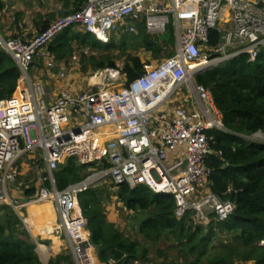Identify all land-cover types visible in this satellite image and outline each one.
I'll use <instances>...</instances> for the list:
<instances>
[{
    "label": "built area",
    "instance_id": "obj_1",
    "mask_svg": "<svg viewBox=\"0 0 264 264\" xmlns=\"http://www.w3.org/2000/svg\"><path fill=\"white\" fill-rule=\"evenodd\" d=\"M169 24L173 54L154 65L144 64L142 73L119 89L113 86L120 71L107 68L108 80H97L93 88L62 90L46 100L41 82L29 75L40 55L60 79L76 67L74 55L67 64L48 53L50 42L67 28L80 26L108 43L111 34H136L140 26L150 35H161ZM213 31L219 40L210 45ZM0 46L21 72L15 92L0 100V205L17 213L29 202H50L58 218L51 231L67 244L76 264H101L78 195L106 180L115 189L123 184L146 186L172 196L177 219L207 206L220 220L234 211L232 201L222 200L209 187L212 137L207 133L225 128L212 94L196 83L194 73L242 54L250 61L257 58L264 49V0H85L80 11L59 17L32 37L0 35ZM90 53L84 47L81 56ZM100 74L97 70L89 82ZM180 89L185 90L184 105L172 100ZM237 136L244 142L260 141ZM36 152L45 166L37 176V193L12 197L8 186L22 174L17 165L29 156L36 159ZM69 157L83 165L94 163L99 170L58 190L54 171ZM195 189L205 191L200 199H192Z\"/></svg>",
    "mask_w": 264,
    "mask_h": 264
},
{
    "label": "trees",
    "instance_id": "obj_2",
    "mask_svg": "<svg viewBox=\"0 0 264 264\" xmlns=\"http://www.w3.org/2000/svg\"><path fill=\"white\" fill-rule=\"evenodd\" d=\"M59 16L64 17L80 11L85 0H57ZM1 4V3H0ZM42 31L49 27L48 20L36 21ZM67 28L57 34L48 46V52L57 60L72 55L73 45L99 48L103 53L97 57L92 53L89 68L116 69L111 54L113 43L101 42L80 26ZM134 37V36H133ZM139 37L145 50L155 59L170 57L174 50V34L169 24L161 35H150L140 26ZM219 37L211 33L210 45ZM163 49L166 52L162 54ZM124 52V51H123ZM85 58V57H84ZM144 63L136 56L124 55L120 73L124 85L130 84L143 71ZM21 72L12 57L0 46V100L12 96ZM197 84L210 91L222 116L225 130H210L207 136L212 153L207 158L211 169V190L222 200L232 201L234 211L225 220L215 214L205 229L194 222L187 213L177 219L175 203L170 195L156 194L146 186L131 188L128 184L118 187L117 199L133 212L152 210L138 232L147 241H157L171 231L174 248L180 260L170 259L164 264H183L190 259L195 262L207 256L213 264H232L235 259L264 264V142H244L238 134L252 135L260 132L264 136V49L254 61L242 54L231 60L220 62L195 76ZM104 165H107L104 163ZM75 157H69L54 171L55 187L64 190L82 181L85 168ZM90 166H95L91 163ZM98 167V166H97ZM101 167V166H99ZM37 181V180H36ZM37 184L11 189L12 197H32L39 188ZM49 186V184H47ZM97 188L90 187L78 195L82 215L90 232V242L96 248L97 258L102 264H133L137 259H146L148 249L144 244L131 239L106 219ZM0 264H43L36 251V243L23 227L16 212L8 205H0ZM26 223L37 230L35 222L28 216ZM226 231L232 238L228 244H219L220 252L209 256V245L216 230ZM66 256L57 254L48 264H63ZM94 264H97L94 262Z\"/></svg>",
    "mask_w": 264,
    "mask_h": 264
},
{
    "label": "rangeland",
    "instance_id": "obj_3",
    "mask_svg": "<svg viewBox=\"0 0 264 264\" xmlns=\"http://www.w3.org/2000/svg\"><path fill=\"white\" fill-rule=\"evenodd\" d=\"M13 4L16 6L14 9L19 8L20 6H24L27 11L33 10L32 8L35 7L38 10V13H31L29 17L26 15L28 18L29 22H32L35 26L36 32L37 33L40 28L38 27L37 20L42 19V17L45 16L46 14H51V17H57L55 19H52L50 23L55 22L56 20L59 19L58 15V9L56 6L55 0H12ZM32 2L33 4H31ZM8 10L9 12L12 13L11 10V1L8 3ZM59 16V17H58ZM36 22V23H35ZM74 29H77L78 27L74 26L71 27ZM139 29L136 34H132L128 31L121 32L119 36L115 35L114 33L111 34V43H115L111 49V54L115 60L116 64V69L120 71V69L123 67V60H124V55L125 54H130L132 56L138 57L144 64L147 65H154L157 63L160 59H155L153 55L145 50L143 46V41L139 37ZM34 33V34H35ZM93 37V35H90ZM116 36L118 37L116 41ZM134 36V37H133ZM86 47L88 50H90V54L94 53L95 57L101 55L103 53L102 50L99 48H91L89 46H82L79 47L78 44L73 45V52L72 55L65 57L62 60H57L56 57L53 55V58L57 62H66L67 64L71 62V57L74 55L78 61H77V70H74L75 73L77 74L76 76L78 77V81H80L81 77L87 78L89 81V78L91 75H94L97 70L101 71L102 74L97 76L95 79L91 80V84L96 82L97 80H108V72L105 71V69H95L92 70L89 68V58H84L82 55V48ZM171 50H174V46L171 47ZM124 51V52H123ZM166 52V49H163L162 54ZM84 55V54H83ZM163 59V58H162ZM35 60H38V62L43 61V57L36 56ZM44 63V61H43ZM55 69H53V72ZM71 73V71H70ZM69 73V74H70ZM75 75V74H74ZM81 76V77H80ZM105 77V79H104ZM45 81V77L42 78ZM124 78L122 77L121 74H119L118 78L114 82V89H119L122 86H124ZM49 85V84H47ZM41 89L48 91L46 84L44 86V83L41 82V85H38ZM93 88V87H91ZM89 88V89H91ZM185 96V90L180 89L179 92L176 93L175 97L172 98L173 101H178L180 103L179 105H184L186 104V98ZM172 100L170 103H172ZM190 105V101H188ZM251 136H254V140H260L261 142H264V136L260 132H256L252 134ZM34 157L36 159H33L32 157H28L27 159L21 160L19 164L17 165V173L22 172V174L19 175V178H17V181L23 182V184L18 185L19 183L16 182L15 184L9 185V191L13 189L14 187L19 188L20 186L23 188L25 186H31L33 183L37 184L36 182V177L37 174L39 173H44L45 172V166L43 162L40 160L41 156L39 153H35ZM99 168L96 166H88V168H85V174L86 176L89 175L93 171H97ZM24 173V174H23ZM29 179H33V181H28ZM210 187V186H209ZM97 188V193L98 195H102L100 198L101 200V206L103 207V212L106 216V219L111 222L116 228L121 230L124 234L128 235L131 239L136 240L140 242L141 244H144L147 249H148V255L146 259H137V261H133V264H164L170 259H175V260H180L178 254H177V249L174 248L173 246L175 245V241L173 240V234L169 230L167 231L161 238L160 240L157 241H147L142 234L138 232L139 226L142 224V221L145 220V218L150 217L152 215V210L145 211V212H133L131 210H128L125 208V205L120 202L117 197V191L118 189H115L111 181L106 180L100 185L96 186ZM211 188V187H210ZM212 191V190H211ZM203 193L205 191H200L198 189H195L191 195L192 199H200L203 196ZM214 193V192H213ZM38 202H43V201H38ZM53 209V208H52ZM54 212V210H53ZM2 212H0L1 214ZM18 217L22 221L23 227L29 232V235L32 237V239L36 243V251L39 255V258L43 264H48V260L57 254H61L66 256L69 260H71L70 263L63 262V264H76L74 262L73 256L71 255L67 244L64 241L59 240L58 246L54 247V245H49L50 243L53 244L55 235L52 231L46 233V234H40L39 232L37 234H34L30 231V228L28 227V224L26 223V218L29 216L27 206L26 207H20L19 210H17ZM55 214V212H54ZM189 216H191L194 219V222L201 225L205 229L208 227V221L211 218V216L214 215V213L211 211L210 207H205L203 210L199 213L196 212H189ZM206 217V219H205ZM58 223V218L57 215L55 214V222L54 224ZM53 224V225H54ZM52 225V226H53ZM52 230V228H51ZM215 237L212 239L210 245H209V256H211L214 253L220 252L219 249V244H228L231 242L232 238L226 231L224 230H216L215 231ZM56 238V237H55ZM40 243V244H39ZM39 245H43L45 248V252H42V249L40 248ZM94 248V253L96 254V248ZM97 257V256H96ZM97 259V258H96ZM183 264H213L207 256L202 257L200 261L195 262L193 259H190L187 263ZM232 264H256L255 261H240L235 259Z\"/></svg>",
    "mask_w": 264,
    "mask_h": 264
},
{
    "label": "crops",
    "instance_id": "obj_4",
    "mask_svg": "<svg viewBox=\"0 0 264 264\" xmlns=\"http://www.w3.org/2000/svg\"><path fill=\"white\" fill-rule=\"evenodd\" d=\"M9 1H11V4H12L10 9L14 10L12 11V13L9 12L10 10H8L9 9L8 4H6ZM17 1H20V0H17ZM55 2H56L57 9H58L57 11L59 12L60 3H58L57 0H55ZM0 3H1L0 4V35L3 38H11L16 35H19L20 37L24 39L32 37L34 33L36 32V29H35L34 24L32 22H29L26 15L29 17L31 13L33 14L38 13V10L35 7H33L32 8L33 10L27 11L24 6L23 7L20 6L19 8L14 9L16 6L13 4L12 0H0ZM30 3L33 4L32 2ZM55 18L57 17H54V16L51 17V14L48 13L46 14V18L44 16L40 20L41 21L48 20L50 23L52 19H55ZM40 25L41 24L39 23L38 27H40ZM49 54L53 56V54L51 53ZM43 61H44V58H43ZM43 61L38 62V60H35L32 67L30 68L29 75L33 81H36L39 83L43 82L44 86L46 84V87L48 89V91H46V88H45L46 100L54 98L62 90H70L72 92H75L80 89H89L92 87L91 81L89 82L87 78L85 77L80 76L81 79L80 81H78V77L76 76L77 74L74 71V70H77L76 67H72L70 69L71 73L69 71L70 74L68 73L65 78L60 79L57 74V70H55L54 72L53 70H48L45 66V61L44 63ZM43 77H45V81L42 79ZM38 175L39 174H37V176ZM36 180H37V177H36ZM21 184L23 183L20 182L18 185H21ZM34 234H37V233H34ZM53 241H54L52 242L53 244L50 243L49 245H54L55 247H57L59 243V239H54ZM39 246L41 248L43 245H39ZM42 250H43L42 252H45L44 249ZM95 255L97 256V253ZM97 261L98 263H100L98 258H97Z\"/></svg>",
    "mask_w": 264,
    "mask_h": 264
},
{
    "label": "bare ground",
    "instance_id": "obj_5",
    "mask_svg": "<svg viewBox=\"0 0 264 264\" xmlns=\"http://www.w3.org/2000/svg\"><path fill=\"white\" fill-rule=\"evenodd\" d=\"M28 213L30 218L35 222V225L37 226V230H32L30 228V231L32 233H40V234H46L51 231L52 225L55 222V214L53 212L52 206L50 202L43 201V202H29L27 205ZM54 239H57L53 237ZM55 247V246H54ZM46 248V247H45ZM44 246L41 247V249H44ZM48 249V248H46ZM43 251V250H42Z\"/></svg>",
    "mask_w": 264,
    "mask_h": 264
},
{
    "label": "water",
    "instance_id": "obj_6",
    "mask_svg": "<svg viewBox=\"0 0 264 264\" xmlns=\"http://www.w3.org/2000/svg\"><path fill=\"white\" fill-rule=\"evenodd\" d=\"M198 74V72L194 73V75Z\"/></svg>",
    "mask_w": 264,
    "mask_h": 264
}]
</instances>
